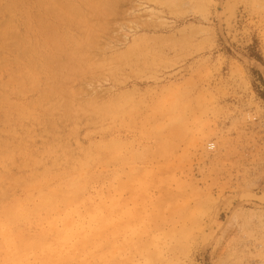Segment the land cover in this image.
<instances>
[{
  "label": "rangeland",
  "instance_id": "1",
  "mask_svg": "<svg viewBox=\"0 0 264 264\" xmlns=\"http://www.w3.org/2000/svg\"><path fill=\"white\" fill-rule=\"evenodd\" d=\"M0 264H264V0H0Z\"/></svg>",
  "mask_w": 264,
  "mask_h": 264
},
{
  "label": "trees",
  "instance_id": "2",
  "mask_svg": "<svg viewBox=\"0 0 264 264\" xmlns=\"http://www.w3.org/2000/svg\"><path fill=\"white\" fill-rule=\"evenodd\" d=\"M247 50H252V51H250L252 53H250V55H249L251 58H253L255 61H257L259 63H262L261 56L253 50V47L248 46Z\"/></svg>",
  "mask_w": 264,
  "mask_h": 264
},
{
  "label": "built area",
  "instance_id": "3",
  "mask_svg": "<svg viewBox=\"0 0 264 264\" xmlns=\"http://www.w3.org/2000/svg\"><path fill=\"white\" fill-rule=\"evenodd\" d=\"M214 143H207V145H206V149L207 150H213L214 149Z\"/></svg>",
  "mask_w": 264,
  "mask_h": 264
},
{
  "label": "bare ground",
  "instance_id": "4",
  "mask_svg": "<svg viewBox=\"0 0 264 264\" xmlns=\"http://www.w3.org/2000/svg\"><path fill=\"white\" fill-rule=\"evenodd\" d=\"M34 241V240H33ZM33 243V242H32Z\"/></svg>",
  "mask_w": 264,
  "mask_h": 264
}]
</instances>
